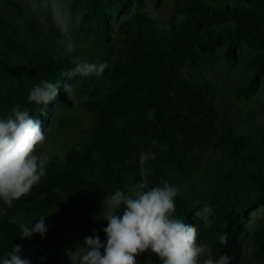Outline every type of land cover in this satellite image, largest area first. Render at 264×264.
<instances>
[{"label": "trees", "instance_id": "1", "mask_svg": "<svg viewBox=\"0 0 264 264\" xmlns=\"http://www.w3.org/2000/svg\"><path fill=\"white\" fill-rule=\"evenodd\" d=\"M1 1L16 10L30 33H37L36 21L19 3ZM37 1L51 31L64 38L53 22L51 6ZM142 1L107 0L108 7L122 16L118 28L127 60L105 70L102 78L109 85L103 97H97L102 89L95 88L94 97L78 104L93 111L80 148L72 146L62 157L51 153L46 176L8 209L7 216L0 217V256L19 244L24 249L20 255L31 264H60L63 236L70 227L79 223L92 228L94 211L105 196L116 189L126 191L140 180L139 155L150 151L156 158L146 165L149 179L153 184L168 181L180 189L175 215L198 228L200 242L208 243L216 256L227 253L231 264H264V222L254 229L246 223L249 211L264 204V124L251 132L237 131L226 118L228 110L218 106L222 95H217L214 81L189 69L203 56H217L219 49L227 60L235 61L238 47L247 44L257 50L249 61L253 74L229 98L250 100L264 76V0H177L164 22L147 10L133 8ZM101 2L90 0L80 25H72L77 47L86 23L97 43L111 42L113 13L101 9ZM160 5L157 0L156 7ZM220 24L228 28L217 31L214 27ZM20 38L12 21L0 19L4 47L0 72L13 74L18 87L11 97L0 81V118L19 105L46 129L51 114L71 104L64 90L69 80L65 73L74 67L77 56L34 50L28 56L32 79L26 81L9 62L8 50L27 54ZM42 79L60 84L56 100L48 105L29 103L32 86ZM206 149L210 153L205 164ZM218 154L225 158L226 168L219 165ZM212 165L217 166L215 171ZM195 173L210 182L204 190L190 184ZM202 205L211 209L207 217L200 214ZM41 215H45L46 235L21 240L20 225L30 227ZM106 226L107 221L101 220V240H106ZM221 235H226V245L220 243ZM136 259L137 264H161L151 251Z\"/></svg>", "mask_w": 264, "mask_h": 264}, {"label": "clouds", "instance_id": "2", "mask_svg": "<svg viewBox=\"0 0 264 264\" xmlns=\"http://www.w3.org/2000/svg\"><path fill=\"white\" fill-rule=\"evenodd\" d=\"M51 9L54 23L64 37L61 43L65 54L75 52L68 0H51ZM72 63L74 67L65 73L69 79L75 76L99 79L109 68L107 62L79 57L73 58ZM59 85L40 80L32 86L28 102L50 104L59 94ZM71 87L65 84V92ZM49 131L28 108L22 110L19 105L14 106L8 116L0 118V204L3 205L0 217L7 216L8 209L29 195L46 176L51 160ZM155 158L152 152L142 151L139 155L140 180L126 191L116 189L105 196L94 218L98 222L107 221L103 228L106 240H101L94 231L84 238L75 252L68 250V254L77 257L78 264H137L136 257L146 251L154 253L161 264H231L232 258L227 253L214 255L208 243L200 242L198 228L175 215L180 189L168 181L153 184L149 179L151 173L146 165ZM202 211L210 213L211 209L205 207ZM20 227L21 240H30L34 234L43 238L48 231L45 215L30 227L27 224ZM219 241L226 245V235H221ZM23 251L22 245L12 244L11 249L0 256V264H31L20 255Z\"/></svg>", "mask_w": 264, "mask_h": 264}, {"label": "rangeland", "instance_id": "3", "mask_svg": "<svg viewBox=\"0 0 264 264\" xmlns=\"http://www.w3.org/2000/svg\"><path fill=\"white\" fill-rule=\"evenodd\" d=\"M21 5L24 13L36 21L37 33L32 34L28 31L24 20L19 16L16 10L0 0V19L10 20L21 35L20 41L25 46L27 54L18 55L9 51V62L12 64L16 72L26 81H31V71L28 63V56L34 50L45 51H65L61 41L64 38L57 37L50 29V24L46 20L37 0H15ZM46 3V0H40ZM90 0H68V11L73 20V25H80V16L88 7ZM161 5L156 7L157 0H143L141 4L136 3L133 8L147 10L149 14L158 18L160 21H166L172 14L175 2L177 0H160ZM47 5L51 6V0H47ZM113 13L112 25L113 32L111 42L108 44H99L95 37L87 29L88 23L82 26L83 31L80 35V45L75 50V55L84 60L99 62L105 58L109 65L114 62H124L127 60L126 46L121 42L118 24L121 20V14L114 9L108 7L107 0H102L101 9ZM117 17V19H115ZM54 22V20H53ZM91 25L94 26L92 22ZM217 31H224L228 28L227 24H220L214 27ZM4 50L3 42L0 40V51ZM256 49L249 47L247 44H241L237 49V59L235 61L227 60L222 50L219 49L217 56H203L197 64L192 65L189 69L197 75L205 76L214 81L217 95L221 93L222 99L218 101L219 108L228 110L226 118L230 121L237 131L251 132L257 127L264 124V76L260 79V84L256 93L250 100L231 99L229 95L239 86L248 82L249 77L253 74V66L249 61L254 57ZM0 81L2 89L11 97H15L18 92L16 77L13 74L3 75L0 72ZM85 83V84H84ZM67 84L72 87L68 90V97L71 100L70 105L61 106L55 110L49 119L46 127L49 131V142L51 148L49 154L58 152L62 157L72 146L80 148V137L86 132L92 124L93 111L78 104L85 102L94 97L93 90L95 88L102 89L97 97H103L109 85L102 77L81 78L79 76L72 77ZM42 150V149H41ZM210 151L203 150V159L206 164V155ZM217 160L219 165L226 168L225 158L218 154ZM218 162V161H217ZM203 164V166L205 165ZM208 164V163H207ZM214 171L216 165H212ZM207 176H210L207 171ZM201 173H195L190 180V184H196L199 190H204L210 182L201 180ZM101 203L95 209L93 214L94 225L92 228L86 229L82 224H73L67 233L63 236V248L60 257V264H76L77 257L73 253L68 254V250L75 252L76 247L82 244L84 238L93 234L95 231L99 237L102 235L100 221L98 222L94 216H98ZM201 206L200 214L207 217ZM251 218L246 223L250 224L251 229L256 228L258 224L264 222V204L249 211Z\"/></svg>", "mask_w": 264, "mask_h": 264}]
</instances>
